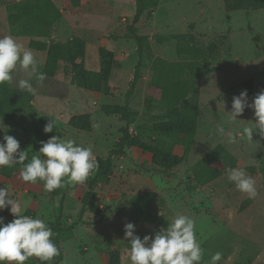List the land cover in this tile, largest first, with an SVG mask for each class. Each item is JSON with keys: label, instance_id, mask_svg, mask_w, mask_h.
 I'll use <instances>...</instances> for the list:
<instances>
[{"label": "rangeland", "instance_id": "1", "mask_svg": "<svg viewBox=\"0 0 264 264\" xmlns=\"http://www.w3.org/2000/svg\"><path fill=\"white\" fill-rule=\"evenodd\" d=\"M13 1L18 0H0V37L10 35L31 50L40 61L39 71L50 60L48 49L57 54L59 67L55 76L45 75L43 81L32 76L34 93L18 88L20 79L29 78L24 71L13 72L11 83L0 84V127L5 128L0 130V143L5 134L12 135L30 158L41 141L57 135L91 147L96 158L106 157L121 135L122 123L118 117L104 114L101 105L122 102L133 75L136 45L128 38L126 25L134 15V0H79L78 6L69 0H53L61 17L48 38L10 34L5 7ZM137 28L147 44L130 103L138 115L129 131L148 141L150 126L164 114L160 90H151L154 60L188 62L194 74L192 100L197 103L199 121L186 159L166 169L152 164L150 153L133 147L114 157L111 173L92 189L66 183L48 193L43 182L25 183L9 167L0 168V187L8 188L13 199L30 201L25 215L44 219L49 226L56 223L57 216L62 227L74 224L69 239L53 238L60 255L51 264H131L124 224L134 223L135 234L143 238L166 228L176 214L194 219L203 249L201 264H210L218 251L223 254L220 264H264V137L253 133L252 142L237 136L235 143H229L215 132L217 126H223L238 134L255 122L250 108L238 117L243 120L235 122H229L227 111L233 96L242 90H247L250 103L264 90V9L227 11L223 0H160L151 13L143 14ZM30 40L46 41L48 49H31ZM71 42L76 60L90 70L99 68V47L113 52L112 96L70 82V70L64 63ZM190 76L186 69L183 78ZM252 77L250 89L241 85ZM79 115H86L84 124L71 127L69 119ZM50 119L56 127L45 133L43 127ZM219 146L231 155L227 170L243 168L255 179L256 198L248 199L238 191L227 180V170L206 184L197 180L195 168L202 160L208 161L209 168L225 167L222 159H210L212 155L222 158L223 152L215 150ZM173 151L183 154L180 145ZM143 195L146 207L140 211L135 207L134 215V198ZM0 216L5 223L14 219L8 209L0 211Z\"/></svg>", "mask_w": 264, "mask_h": 264}, {"label": "clouds", "instance_id": "2", "mask_svg": "<svg viewBox=\"0 0 264 264\" xmlns=\"http://www.w3.org/2000/svg\"><path fill=\"white\" fill-rule=\"evenodd\" d=\"M40 61L34 53L17 42L12 36L0 37V84L11 83L13 72L24 71L29 78L20 79L18 88L21 91L34 93L31 78L38 81L45 79L39 71ZM224 107V103H223ZM246 108L253 110L255 122L244 126L242 132L234 134L223 126H217L216 134L226 137L229 143H235L237 136L252 142L253 133L264 137V90L257 93L251 103L247 90L234 95L231 101L229 122H235ZM56 127L50 119L43 127L45 133H51ZM0 130H5L0 127ZM0 143V168L22 165L19 179L25 183L43 182L44 191L51 193L62 189L66 183L84 184L98 169V162L91 147H85L72 139H62L52 135L41 141L38 151L29 158L26 150L20 149L19 141L12 135L5 134ZM25 161H28L25 163ZM227 180L233 183L238 191L246 194L248 199L258 195L255 179L243 168H229ZM30 201L13 199L8 188L0 187V211L8 209L14 219L5 223L0 216V264H25L32 257L38 258L42 264H51L60 255L54 241L56 233L41 218L25 215ZM132 222L124 224V240L130 241L129 259L131 264H201L203 249L198 242L195 221L186 214H176L166 228H161L154 235L141 238L135 234ZM222 252L211 256L210 264H220Z\"/></svg>", "mask_w": 264, "mask_h": 264}, {"label": "trees", "instance_id": "3", "mask_svg": "<svg viewBox=\"0 0 264 264\" xmlns=\"http://www.w3.org/2000/svg\"><path fill=\"white\" fill-rule=\"evenodd\" d=\"M69 2L72 6L79 5V0H69ZM159 3L160 0H134V15L131 22L126 25L127 36L136 45V62L133 75L124 93V100L122 102L104 103L101 105V111L104 114L118 117L122 123V127L120 128L121 135L115 141L112 149L108 151L106 157L96 158L98 169L83 184L87 185L90 189L111 173L114 157L123 155L127 148L135 147L139 148L142 152L150 153L152 164L167 169L177 166L186 159L190 145L196 135L199 111L197 103L192 100V97H195L196 86L193 81L194 74L191 70V64L188 62H167L160 57L156 58L152 65L151 90H160L161 100L164 104V114L158 116L156 124L150 126L151 135L148 141L143 140L140 135H134L129 131L130 125L138 115L136 111L131 109L130 103L140 78L143 50L147 44V38L139 33L137 23L143 14L151 13ZM223 3L227 11H255L264 9V0H223ZM5 9L9 32L14 36L48 38L51 35V29L61 17V12L53 0H18L7 3ZM28 46L31 49L43 51L47 50L49 45L46 41L30 40ZM72 48L71 42L66 49V63H64V66L70 70V82L78 88H86L107 97L112 96L109 77L114 63L113 52L103 46L99 47V68L97 70H90L83 63L76 60ZM80 48H82V45H80ZM47 52L50 60L44 66L43 73L46 76L52 77L56 75L59 67V65H56L57 54L49 49ZM186 69H190L191 76L183 78ZM252 83L253 77L242 82L241 85L250 89ZM85 118L86 115L72 116L68 124L71 127L77 128L80 124H84L85 121L83 120ZM78 120L80 122H77ZM175 145L182 146V155L178 156L174 153ZM219 149L223 152L222 158L218 155H212L210 159L216 161H221L222 159L225 167L221 170L209 168L207 166L208 161L202 160L199 163L200 167L195 168V175L200 183L206 184L227 170V162L228 160L230 161L231 155L220 146L215 150ZM27 162L25 161V163ZM21 166L20 164H14L9 167V172L11 174L20 172ZM146 199L145 195L136 196V200L134 198V215L139 209L146 207L144 206ZM135 207H138V210H135ZM50 227L56 233V240L59 238L60 240H67L73 235L74 224L62 227L59 216H57L56 223L50 224ZM26 264H42V262L38 258L32 257L26 261Z\"/></svg>", "mask_w": 264, "mask_h": 264}, {"label": "built area", "instance_id": "4", "mask_svg": "<svg viewBox=\"0 0 264 264\" xmlns=\"http://www.w3.org/2000/svg\"><path fill=\"white\" fill-rule=\"evenodd\" d=\"M133 130V128H130V131H132Z\"/></svg>", "mask_w": 264, "mask_h": 264}]
</instances>
